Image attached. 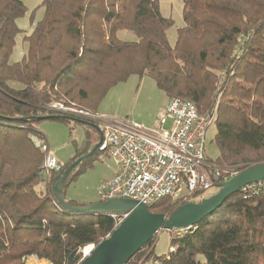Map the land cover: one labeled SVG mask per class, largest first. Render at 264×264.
<instances>
[{
	"label": "trees",
	"instance_id": "obj_1",
	"mask_svg": "<svg viewBox=\"0 0 264 264\" xmlns=\"http://www.w3.org/2000/svg\"><path fill=\"white\" fill-rule=\"evenodd\" d=\"M182 2L184 26L172 47L167 31L174 21L161 14L160 0H42L44 16L24 38L27 53L10 63L27 7L0 0V264H28L30 257L80 264L86 247L114 231L111 215L70 213L57 202L55 184L94 148L91 140L68 164L59 162L60 173L42 177L45 153L35 139L47 140L37 124L69 117L49 109L54 103L95 115L111 88L132 75L149 76L168 98L194 103L201 116L215 113L220 153L206 158L208 172L230 168L235 175L264 164V0ZM120 31L138 41L118 39ZM79 166L63 184L72 207L85 205L65 196ZM188 202L164 199L149 210L168 217ZM155 246L156 237L127 264H264V187L233 194L171 239L168 257L157 256Z\"/></svg>",
	"mask_w": 264,
	"mask_h": 264
},
{
	"label": "built area",
	"instance_id": "obj_2",
	"mask_svg": "<svg viewBox=\"0 0 264 264\" xmlns=\"http://www.w3.org/2000/svg\"><path fill=\"white\" fill-rule=\"evenodd\" d=\"M49 109L62 116L88 121H92L94 116L88 111L61 103H54ZM215 117V114L201 116L194 103L172 98L165 107L159 121L161 127L157 130L127 123L105 128L98 150L108 151L117 169L110 179L101 182V201L129 199L147 207L164 199L190 201L214 188L222 175L226 181L232 175L228 170H205V135ZM169 123L170 129L164 130L163 127ZM35 142L45 153L41 174L47 182L52 174L61 172V165L47 143L37 139ZM261 187H264V181L243 190L254 191ZM111 216L115 230L129 214ZM190 230L173 229L168 233L171 239H176ZM173 251L175 247H171L170 252ZM87 254L84 250L83 257Z\"/></svg>",
	"mask_w": 264,
	"mask_h": 264
},
{
	"label": "rangeland",
	"instance_id": "obj_3",
	"mask_svg": "<svg viewBox=\"0 0 264 264\" xmlns=\"http://www.w3.org/2000/svg\"><path fill=\"white\" fill-rule=\"evenodd\" d=\"M21 1L27 7V13L17 20V25L22 30V33L16 38V45L10 58V63L22 60L28 49V45L24 40L25 36L32 32L37 22L44 16L42 0ZM182 10V0H160L161 14L166 18H172L174 21V25L167 31V38L172 47L176 44L178 30L184 26ZM118 39L122 41H138L137 36L130 31L118 32ZM167 99L168 96L157 87L154 79L149 76L141 78L137 75H132L126 82L120 83L109 90L96 107L92 125L79 124L71 120L44 119L38 122L37 128L44 134L49 150L57 157L59 162L66 165L78 152H83L88 136H91L94 147L97 145L98 137L95 127L103 129L99 122L112 121L127 123V125L137 124L147 130L159 129L161 127L159 121L165 110L164 103ZM61 104L65 105L64 103ZM170 127L171 124L169 123L163 129L169 130ZM215 133L216 127L212 123L207 128L205 135V157L207 159L215 160L220 153L217 144L213 141ZM84 161L80 163V170L73 175L65 186L66 198H70L69 200H74L80 204L100 203L102 201L99 195V186L109 176L113 166H115V162L108 151H99L98 149ZM206 167H209V165ZM227 169L230 170V168ZM38 189L44 191L45 184L41 183ZM218 190V187H214L205 191L203 196L213 195ZM199 199V195H197L192 201L195 202ZM155 237V254L157 256L168 255L172 247L171 235L167 230H163ZM198 260L204 261V257L198 256ZM27 263L38 264V259L28 260ZM157 263L149 261L145 264Z\"/></svg>",
	"mask_w": 264,
	"mask_h": 264
},
{
	"label": "water",
	"instance_id": "obj_4",
	"mask_svg": "<svg viewBox=\"0 0 264 264\" xmlns=\"http://www.w3.org/2000/svg\"><path fill=\"white\" fill-rule=\"evenodd\" d=\"M61 116H51L49 119H59ZM68 120L84 125H92L81 119L68 117ZM94 126V125H93ZM95 129L99 130L98 127ZM103 139L101 134L97 145L87 155L81 156L72 163L55 184L57 202L70 213H85L93 215L129 214L109 237L92 249L80 264H127L140 252L160 231L173 229H191L201 223L222 207L233 194L249 185L264 181V164H257L233 175L225 182L218 184V192L200 202H188L166 217L163 214L152 213L149 208L135 200L113 199L96 204H85L72 207L65 201L62 192L63 184L75 168L92 156L99 148Z\"/></svg>",
	"mask_w": 264,
	"mask_h": 264
},
{
	"label": "crops",
	"instance_id": "obj_5",
	"mask_svg": "<svg viewBox=\"0 0 264 264\" xmlns=\"http://www.w3.org/2000/svg\"><path fill=\"white\" fill-rule=\"evenodd\" d=\"M169 100H170V98H168L167 101L164 103V104H165L164 107L167 106ZM164 109H165V108H164ZM163 113H164V112H163ZM163 113H162V115H163ZM91 122L93 123V121H91ZM97 122H99V121H97ZM94 124H95V123H94ZM99 124H101V126L103 127V130H104L105 128H107V127H109V128H113V127H120V126L122 125V123H117V122H112V121H110V122L103 121V122H99ZM89 140L92 141L91 136H88V138L86 139L85 142H87V141H89ZM85 146H86V143H85ZM84 149H85V148H84ZM84 149H83V150H84ZM116 169H117V167H116V164H115V166H113V168H112V170H111L109 176L106 177L104 180L110 179V178L113 176V174L115 173ZM65 196H66V193H65ZM69 199H70V198H69ZM85 250H86V249H85ZM35 259H36V257H30V258H28V260H30V261H31V260H35ZM38 264H49V263H48L47 261L39 260V259H38Z\"/></svg>",
	"mask_w": 264,
	"mask_h": 264
},
{
	"label": "bare ground",
	"instance_id": "obj_6",
	"mask_svg": "<svg viewBox=\"0 0 264 264\" xmlns=\"http://www.w3.org/2000/svg\"><path fill=\"white\" fill-rule=\"evenodd\" d=\"M171 99H172V98H171ZM214 114H215V113H214ZM87 122H88V121H87ZM97 149H98V148H97ZM206 163H207V162H206ZM207 165H208V163H207ZM207 165H206V166H207ZM206 166H205V170H206ZM209 167H210V166H209ZM232 176H233V175H232ZM232 176H231V177H232ZM231 177H230V178H231ZM230 178H228V179H230ZM228 179H227V180H228ZM227 180H226V181H227ZM224 182H225V181H224ZM149 207H150V206H149ZM149 207H148V208H149ZM85 249H86V250H85L86 253H88V252L92 249V246H88V247H86Z\"/></svg>",
	"mask_w": 264,
	"mask_h": 264
},
{
	"label": "flooded vegetation",
	"instance_id": "obj_7",
	"mask_svg": "<svg viewBox=\"0 0 264 264\" xmlns=\"http://www.w3.org/2000/svg\"><path fill=\"white\" fill-rule=\"evenodd\" d=\"M96 133H97V137H98L97 139H98V141H99V139H100V136H101V134H102V135L104 134V131H103V129L101 128V129H100V131H99V130H97V132H96Z\"/></svg>",
	"mask_w": 264,
	"mask_h": 264
},
{
	"label": "clouds",
	"instance_id": "obj_8",
	"mask_svg": "<svg viewBox=\"0 0 264 264\" xmlns=\"http://www.w3.org/2000/svg\"><path fill=\"white\" fill-rule=\"evenodd\" d=\"M88 122H91V121H88ZM92 123V122H91Z\"/></svg>",
	"mask_w": 264,
	"mask_h": 264
}]
</instances>
